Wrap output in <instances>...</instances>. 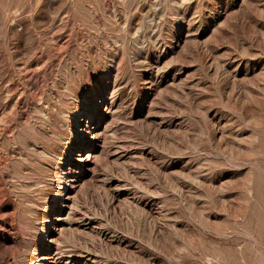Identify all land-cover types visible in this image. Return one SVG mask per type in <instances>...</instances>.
I'll list each match as a JSON object with an SVG mask.
<instances>
[{
    "label": "rangeland",
    "instance_id": "1",
    "mask_svg": "<svg viewBox=\"0 0 264 264\" xmlns=\"http://www.w3.org/2000/svg\"><path fill=\"white\" fill-rule=\"evenodd\" d=\"M0 264H264V0H0Z\"/></svg>",
    "mask_w": 264,
    "mask_h": 264
}]
</instances>
